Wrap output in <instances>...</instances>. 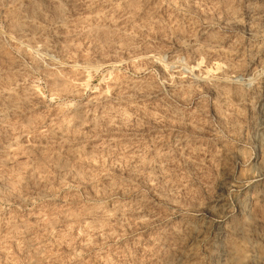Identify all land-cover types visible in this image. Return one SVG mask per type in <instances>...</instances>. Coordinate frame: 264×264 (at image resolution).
Here are the masks:
<instances>
[{
    "label": "rangeland",
    "instance_id": "374dc122",
    "mask_svg": "<svg viewBox=\"0 0 264 264\" xmlns=\"http://www.w3.org/2000/svg\"><path fill=\"white\" fill-rule=\"evenodd\" d=\"M264 264V0H0V264Z\"/></svg>",
    "mask_w": 264,
    "mask_h": 264
},
{
    "label": "bare ground",
    "instance_id": "6f19581e",
    "mask_svg": "<svg viewBox=\"0 0 264 264\" xmlns=\"http://www.w3.org/2000/svg\"><path fill=\"white\" fill-rule=\"evenodd\" d=\"M236 264H241V260H240L239 257H238V259L236 260Z\"/></svg>",
    "mask_w": 264,
    "mask_h": 264
}]
</instances>
